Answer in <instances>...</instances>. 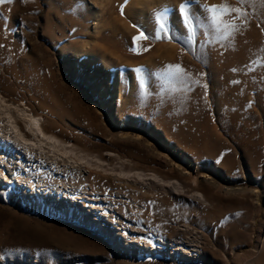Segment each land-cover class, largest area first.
<instances>
[{"label": "rangeland", "instance_id": "1", "mask_svg": "<svg viewBox=\"0 0 264 264\" xmlns=\"http://www.w3.org/2000/svg\"><path fill=\"white\" fill-rule=\"evenodd\" d=\"M118 1L0 3V95L80 153L95 191L84 200L101 211L38 212L0 185V264H264V0H127L115 13ZM214 5L246 15L218 9L217 29ZM165 9L175 39L141 41L130 57L134 25L154 36ZM228 24L239 31L226 36ZM118 70L122 95L109 100Z\"/></svg>", "mask_w": 264, "mask_h": 264}, {"label": "bare ground", "instance_id": "2", "mask_svg": "<svg viewBox=\"0 0 264 264\" xmlns=\"http://www.w3.org/2000/svg\"><path fill=\"white\" fill-rule=\"evenodd\" d=\"M85 1H89L90 8L97 5L102 9V6L108 5L113 0ZM118 2V7L115 6L113 9L111 7V10H114L115 13L118 12L120 4L124 3L125 0H119ZM144 4L145 2L141 0L133 1L134 7H141ZM101 9L91 10L95 14L96 19L100 17ZM108 13L110 15L113 11ZM97 23L95 24L97 25ZM108 34L111 38L115 39L113 27ZM103 39L104 37L100 35V37L95 38L94 42L103 41ZM140 43L141 41L137 42L135 46ZM135 56L136 52L132 51L130 57ZM146 66L149 67L150 72L154 71L151 67L152 65ZM15 78L16 82H20L18 76H15ZM135 78V73L130 74L129 90L135 86ZM106 81L110 93L107 98L109 100H113L116 96L120 98L123 87L121 71H117L114 82H111V77ZM123 109L128 111L126 103H124ZM120 124L124 125V123ZM119 132L124 134L128 130L121 129ZM109 137L113 139L116 136L109 134ZM2 160H4L5 171H0V185L11 191L14 196L24 201L25 204H28L31 209L58 217H70L77 220L81 218L80 216L78 218L75 216L76 210L74 211L71 207L81 205L88 209L95 219L100 220L101 211L93 208L84 200L86 193L91 195L95 191L88 189L86 179L82 175L84 161L80 153L76 152L73 148L67 147L64 141L53 134L46 133L43 127V120L33 113L32 110L25 109L20 105L12 107L10 104H6L4 98L0 95V161ZM1 167L2 165L0 164ZM38 170H40V173H37ZM58 173H64L66 176L74 178L77 182V187H81L83 194L77 193L76 187H72L65 182L58 183L55 181L54 176ZM68 203H72L74 206H70ZM104 229L108 230V227Z\"/></svg>", "mask_w": 264, "mask_h": 264}, {"label": "snow or ice", "instance_id": "3", "mask_svg": "<svg viewBox=\"0 0 264 264\" xmlns=\"http://www.w3.org/2000/svg\"><path fill=\"white\" fill-rule=\"evenodd\" d=\"M5 0H0V3H4ZM10 3L11 0H8ZM127 2V0H125ZM241 3L244 2V0H240ZM220 10L221 15L226 14L227 12H234L237 14V18L240 16L246 15V13H241L239 8H231L229 9L226 5H220V6H212V8H208L207 11L210 12L211 15V21L212 24L219 29V20L216 15L217 10ZM121 15H124L123 12V6H121ZM178 15L181 19V26L186 30L188 34H193V27H194V18L190 15V9H189V4L184 3L181 4L179 10H178ZM156 19V27L154 29V36L149 35L147 32H145L143 29H140L139 26L134 25V27L138 28L139 35L135 36L132 38V44L133 47L130 48L131 51L135 52V45L137 44L138 41H151L152 39L156 40H161L162 38H168V39H175V37L171 36V31L172 29L169 28V23H170V17L167 15V9H165L164 12L158 13L155 17ZM239 31V29L236 28L234 24H228L225 25V35H231L233 32ZM0 47H3L0 45ZM149 48H144L143 51H149ZM169 68L174 69L175 73L177 76H182L186 75V73H182L181 68L179 65L175 66H169ZM140 70L137 69L135 72H139ZM235 71V69H233ZM233 83H238V81H233ZM141 86H143V83L141 82ZM251 106V105H250Z\"/></svg>", "mask_w": 264, "mask_h": 264}]
</instances>
